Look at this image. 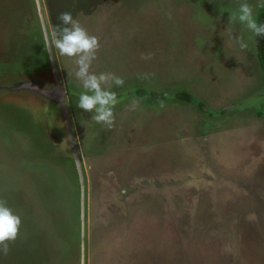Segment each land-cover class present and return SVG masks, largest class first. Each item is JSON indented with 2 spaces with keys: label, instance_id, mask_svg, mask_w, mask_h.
Wrapping results in <instances>:
<instances>
[{
  "label": "rangeland",
  "instance_id": "obj_1",
  "mask_svg": "<svg viewBox=\"0 0 264 264\" xmlns=\"http://www.w3.org/2000/svg\"><path fill=\"white\" fill-rule=\"evenodd\" d=\"M239 3L41 0L50 34L59 14L71 13L99 37L91 71L125 81L113 85L119 103L108 130L77 107L75 65L55 49L87 174V264H264V69L256 37L239 22L229 26ZM36 11L34 0H0V74L41 64ZM263 11L254 8L257 21ZM46 75L37 74L43 85ZM184 92L191 100L176 96ZM9 96L17 119L35 117L20 112L32 109L17 102L27 93ZM2 114L0 199L22 224L0 264H79V240L77 253L67 243L75 247L78 236L71 189L59 206L49 187L38 192L43 161L11 153L14 130Z\"/></svg>",
  "mask_w": 264,
  "mask_h": 264
},
{
  "label": "water",
  "instance_id": "obj_2",
  "mask_svg": "<svg viewBox=\"0 0 264 264\" xmlns=\"http://www.w3.org/2000/svg\"><path fill=\"white\" fill-rule=\"evenodd\" d=\"M34 3L40 26V33H37V37L45 49L39 62L41 64L30 71L0 74V82L3 83L0 87V109L4 112L1 118L9 128L14 130V132L8 131L11 137L9 138L11 153L18 151L22 158L28 155L34 160L43 161L40 176H37L41 180L38 192L48 187L52 190L49 201L51 206L66 205L65 201L70 198L65 195V192L71 189L70 202H72V208H75L73 209L75 210L74 231L78 232V236L74 238L75 247L70 241L67 243L71 246V251L77 253L76 242L78 243L79 240L80 250L76 255L79 264H87V174L55 48L46 49L44 46V40L50 36V30L41 0H34ZM40 72L47 73L45 85L42 81L40 82V77H37ZM16 92L27 93V102H17L32 108L30 110L21 106L20 112L31 115L30 111H32L35 117L17 119L21 113L17 115L12 109V103L16 100L9 96L16 95ZM25 176L29 175L25 173ZM59 195H64V197L60 198ZM78 222L79 225L76 228ZM64 238H67V230ZM59 263L63 264V260H59Z\"/></svg>",
  "mask_w": 264,
  "mask_h": 264
},
{
  "label": "clouds",
  "instance_id": "obj_3",
  "mask_svg": "<svg viewBox=\"0 0 264 264\" xmlns=\"http://www.w3.org/2000/svg\"><path fill=\"white\" fill-rule=\"evenodd\" d=\"M258 7H264V0H257L255 5L248 0H240L239 7L230 12L229 26L239 22L252 33V37L264 36V23H258L254 15V8ZM57 19L59 23L53 26L50 36L45 38L44 46L46 49L55 48L59 55L72 58L75 65L74 75L82 87L77 107L93 113L92 121L103 124L111 130L115 126L114 109L119 103L117 93L112 91V88L113 85L122 87L125 81L111 72L99 74L92 72L93 61L97 59V52L100 49L99 37L90 34L79 19L73 18L69 12L60 13ZM226 31L229 38L233 39L241 50L249 48L248 42L242 35L234 36L231 27ZM152 55L141 54V59L150 60ZM68 74L72 75L71 72ZM154 75V73H142L139 74V78L148 80ZM21 224V217L8 206L6 200L0 199V253L3 255L9 254V242H14L18 238Z\"/></svg>",
  "mask_w": 264,
  "mask_h": 264
},
{
  "label": "trees",
  "instance_id": "obj_4",
  "mask_svg": "<svg viewBox=\"0 0 264 264\" xmlns=\"http://www.w3.org/2000/svg\"><path fill=\"white\" fill-rule=\"evenodd\" d=\"M258 23H264V11L260 16ZM256 45H257L258 58L262 68L264 69V36L256 37ZM138 94L144 96L146 95V92L144 90H141L138 91ZM152 95L157 97H165V94L163 93H152ZM176 96L180 99L191 100V96L186 92L178 93L176 94Z\"/></svg>",
  "mask_w": 264,
  "mask_h": 264
}]
</instances>
